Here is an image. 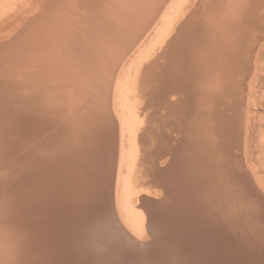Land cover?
Wrapping results in <instances>:
<instances>
[{
    "label": "bare ground",
    "instance_id": "6f19581e",
    "mask_svg": "<svg viewBox=\"0 0 264 264\" xmlns=\"http://www.w3.org/2000/svg\"><path fill=\"white\" fill-rule=\"evenodd\" d=\"M196 1L95 0L83 21L75 28L71 23L63 26L71 28L60 37L39 24L29 28L24 38H15L8 48L3 46L10 53L5 51L0 56L2 64L17 58L20 66L34 63L30 53H23L28 46L29 52L46 56L49 61L47 68L36 69L46 84L35 89L27 105L31 114L20 130L30 137L52 124V133L39 140L33 152L32 146L28 147L27 152L35 154L28 156L25 166L28 175L34 172L30 181L41 189H36L37 205H46L41 196L45 191L61 189L57 192L61 196L52 208L43 210L45 213L31 205L24 215L12 208L0 213L5 215L0 218V244L4 247L0 249V264H46L49 261L44 263L41 251L48 247L44 244L49 242L50 233L49 238L55 241L53 252L48 248V253L54 254L56 261L74 253L76 264H237V255H243L244 264H249L247 252L252 250L253 241L251 244L248 239L240 252L237 249L249 238L248 232L241 243L244 237L233 234L236 224L221 217L226 210L227 217L235 215L234 208L240 204L238 191L245 198L241 201L258 202V218L264 215V193L250 171H242L236 149L247 134L244 115L239 111L257 94L253 78L246 80V75L255 70L249 39L256 27L253 14H259L258 7L255 13L252 9L261 1L225 0L228 9L220 12L216 8L206 14L200 31L191 19ZM242 1L254 3L246 7ZM56 15L58 24L63 16ZM158 25L164 30L159 32ZM7 70H2V76ZM157 74L162 94L179 92L181 109L187 114L180 130L182 142L174 149L155 131L157 97L152 95L149 81ZM17 86L20 91L12 87L9 94H2L3 108L9 110L16 98H24V85ZM178 100L176 105L180 104ZM10 112L0 114V122L6 127ZM0 134L5 138L12 133L8 130ZM213 153L215 160L211 162L218 163L208 170L214 171L209 172L211 179H217L211 188L203 189L211 181L210 176L203 178L207 173L204 163L208 160L209 164ZM168 156L170 159H165ZM246 175L250 189L244 180ZM260 186L264 187L262 183ZM30 189L25 194L29 200L33 196ZM197 189L202 193L200 201ZM208 190L211 196L218 192V198L205 199L203 194ZM220 193L224 201L217 207ZM48 212L55 218L56 225L51 229L53 216ZM205 227L211 235L206 239ZM62 261L52 264L70 263Z\"/></svg>",
    "mask_w": 264,
    "mask_h": 264
},
{
    "label": "rangeland",
    "instance_id": "374dc122",
    "mask_svg": "<svg viewBox=\"0 0 264 264\" xmlns=\"http://www.w3.org/2000/svg\"><path fill=\"white\" fill-rule=\"evenodd\" d=\"M94 1L95 0H0V56L3 53H5V51H6V54L10 53V52H8V49L5 50V48H8L10 43L13 42V40L15 38L18 39V37H20V36L22 38H24V36H25L24 34L27 33L26 31L29 32L30 29H32L33 27H35L39 24H42V25L44 24L43 26L47 27L46 30L47 29L51 30L52 32H54L55 36L56 35L57 36L63 35L64 34L63 31H67L68 29H70L71 27L70 28H68V27L64 28L63 27L65 25H69L70 23H71V25L73 24L72 27L75 28L77 26V25H75L77 22L83 21L84 17L86 16V13L88 11H90L91 6L94 5ZM98 1H101V0H98ZM260 1L261 2H259V3L258 2L254 3L253 1L246 3V2L242 1L243 5H244V3H246L245 4L246 7H248L249 4H250L249 7H251L253 3L255 5L258 3L257 6L254 5L255 7L253 6V9H252L255 13V11H257L255 8L258 7V11H259L258 13L259 14L258 15L253 14L255 20L253 17H252V19L255 21L256 27L252 33L253 35L251 36L252 40L249 39V41L251 42L250 48L252 49V52L250 55L251 63L254 66L255 70L253 69V71L250 74H247L248 76L246 75V80L253 78V86H254V89L256 90L255 93H257V94H255V96L252 99V101L250 102L249 106H248L249 103L248 104L245 103V106L242 110L243 112L239 111L241 116L244 115V116H242V118L245 120H243V119L242 120L244 122V126L246 125L245 128H246L247 134L245 135V138L241 142L239 147L236 149L238 152L237 158H238L239 164L241 165L240 167H241L242 171H244V170L245 171L247 170V172L250 171L249 173L255 178V181L258 185L259 190L264 193V187L262 188L260 186L261 183L264 186V37H263L264 36V17H263V15H264V11H263L264 10L263 9L264 1L263 0H260ZM206 3H208V4H206ZM224 3H226L225 0H223V1L222 0H197L195 2V4L192 5V11H191V15L194 14V16H192V18H191L192 21H194L193 26L197 27V30H199V31L202 30L203 24H205V22H206V20H205L206 14H209L210 12H212L216 8H220L219 9L220 12H223L224 10L228 9L227 8L228 5H226L227 3L226 4H224ZM261 3H262L263 7L261 5H259ZM96 4H98V2ZM210 4H211V7H210ZM207 5H209L208 7H210V8L207 7L208 8L207 9L206 8ZM60 13H61V16H63V17H61V21H60V23H62V24H60V23L57 24V23H55V22H57L55 19V16H57L56 14H60ZM168 16L169 15H167V17ZM42 22H45V23H42ZM157 29L158 30L160 29L159 30V32H160V31L164 30V26L160 27V25H158ZM257 32H258V34H257ZM77 34H76V36H77ZM152 36H153V33H151L148 40ZM253 37L255 38V40L253 39ZM2 44H4V45H2ZM5 45H8V46L6 47ZM150 45H148V46H150ZM3 46H5V48H3ZM58 48L59 47L56 46V50ZM141 49L142 48H140V50ZM29 50H30V48L28 46V48L24 49L23 53H24V55H28L30 53L28 55L30 57L29 59L33 60L34 63L33 62L29 63V64L26 63L27 65H23L24 68H23V66H20V65H22L19 61L20 58L19 59L18 58L13 59V60L11 59L9 62L6 60L3 64L0 62V69L2 68V70L3 69L5 70L6 68H8L7 72L3 73L4 74L3 76H2V70H0V114L3 116H6L9 111H12V112H10L11 113L10 119L12 121L9 120L7 127L5 125H2V122H0V133L2 131H3V133H5L8 130L12 133L11 135L7 134L5 138H2L1 137L2 134H0V193L2 192L1 193L2 195H0V197H1L0 213L1 212L3 213V211L6 208H8V210L9 209L11 210V208H12L13 212L18 213L19 215H24V212L27 213L28 206H30V205H31V207L36 206V208H39L40 213H45L43 210L46 208H52V205L61 196V194L60 195L58 194V193H61V189H59L60 191L57 190L56 192H52L51 190L45 191V192H43L44 194H41V196H43V200L45 201L44 204H46V205L45 206L37 205L36 202L38 200L35 199V196L36 195L39 196V194H37L38 189H37L36 185H34L36 182L32 183V181H30L31 180L30 178H33V176H34V172L31 173V171H30V174L28 175L29 172L27 173V169L25 166L26 161L29 158L28 156L29 155L32 156V154H35V153L31 154V152H27L28 147L32 146L31 151L33 152L34 147H36V145H37V142L39 140L43 139L46 135L52 133V130H51L52 124L49 125L45 131L39 130L38 135L36 134L35 136H30V137H28L26 135V133H28V132H23V130H20L22 128V126L25 125V123L27 122L28 116L31 114L29 112L28 106L30 103V99L35 96L34 95L35 89H37L39 87V85L46 84L43 77H38V75L36 74V69L42 70L43 68H47L49 66V64H48L49 61L46 58V56H41V54H38L37 52H36L37 54L29 52ZM257 50H258V52H257ZM18 52L19 51H16L15 53L18 54ZM52 52H55V47H53ZM259 54H260V56H259ZM12 56H14V55H12ZM45 58L47 61L45 60ZM257 58H258V60H257ZM132 60H134V59H132ZM24 62H25V57H24ZM50 62H51V64H53V66H55L54 65L56 63L55 60L51 59ZM160 62L163 63V60L161 59ZM17 66H20V67L17 68ZM160 71H161V68H160ZM156 76H157V78H153V76H152L151 77L152 79L150 78V81H149L150 86L153 90L152 95L156 94L155 96L157 97V101H158V103L156 101V105L154 107V110L156 113V118H157V119L156 118L154 119V123H155L154 126L157 127L155 131H157L156 134H158V136L161 138L162 141L165 140V141H163L164 144L169 143L170 148L174 149V148H176L174 146H177L178 144H181V142H182L183 132L181 133L180 130L182 129L181 125H182V122H184L183 120L185 118V115L187 116V114H185L183 112V110L181 109L182 108V106H181L182 105L181 94L179 92H176V91H175V93L169 92V94H167V95H166V93L162 94L163 89H162L160 77L158 76V74ZM48 82L50 83L51 80L49 79ZM157 82H158V84H157ZM17 85H21V86L24 85V98L21 100H20V98H16V101H13V103H10L9 110L7 107L3 108L2 107V105H3L2 94L5 92L9 94V92L12 90V87H14L15 91H17V90L20 91V89H18L20 86L18 87ZM154 92H156V93H154ZM170 93H171V95H170ZM164 95H166V96H164ZM170 96H171V98H170ZM180 96H181V98H180ZM178 99H180V100H178ZM35 100H36V98H34V101ZM162 100H164V101H162ZM177 100H178V103H180L179 104L180 106L176 105ZM22 101H24V102H22ZM173 102H175V103H173ZM253 103H254V105H253ZM16 104H17V106H16ZM19 104H21V105H19ZM164 105L166 107H164ZM252 106H253V108H252ZM16 107H17V109H16ZM23 107H24V109H23ZM174 107L175 108L178 107V110L174 109ZM168 109L170 110V113L168 112L169 111ZM173 110H174V112H173ZM245 111H246V114H245ZM249 111H250V114H249ZM117 112H116L117 114L121 115L120 111L117 110ZM159 113H160V116H159ZM253 113H255L256 115ZM175 115H177V117ZM138 116H139V112H138ZM248 118H249V120H248ZM172 119L175 121L177 120V121L176 122L174 121V123H173V121H171ZM121 120H120V123H122V126L124 127V125H125L123 123L124 121L123 120L121 121ZM159 123H162L161 125H163V126H160ZM170 124H172V125H170ZM177 124H178V126H177ZM1 125H2V127H1ZM14 126L16 127V130H18L19 132L14 129ZM8 127H9V129H8ZM17 127L19 129H17ZM177 127H179V129H177ZM4 128H6V131ZM172 128H175V129H172ZM247 129L249 130L251 135L248 134L249 132ZM20 134H22V136ZM247 137H249V138H247ZM162 138H164V139H162ZM168 139H170L172 141H169ZM246 139H247V143H246ZM170 144H172L173 147ZM246 146L248 148H246ZM215 148H216V146H215ZM215 155L213 153V157L209 161V164H208V160L206 161V163H204V170L205 171L207 170V173L210 172L212 174V172H214L212 170L215 169V167H216L215 164L218 163V160L215 161L216 163H214V164L211 161H213V158L215 160V157H214ZM246 157L248 159H246ZM30 158H32V157H30ZM167 158L170 159V156L166 157L165 159H167ZM252 161H253V163H251ZM213 165H215V167ZM211 167H212V170H208V168L211 169ZM207 173L203 174L205 176L202 175L203 178L210 176L209 179L212 182L208 181V183L205 184V186H203V189L208 188L209 186L211 188L214 185L213 180L216 178V176H215V177H213V179H211L212 175H210V173L207 175ZM219 178L222 179L223 175H221ZM26 182H29V183H26ZM211 184H212V186H211ZM28 185H33L35 187V188H33V186H32L33 189L30 186L28 187L29 189L31 188L30 190L33 192V196H32V198H30V200H29V198H25V196H26L25 194L27 193V190H28V188H27ZM65 189H63L62 193H65V191H66ZM151 190L149 192H151ZM5 191H6V193L3 194ZM38 191L41 192V189H39ZM196 194L198 196L197 201H199V199L201 198L200 195H202V193L197 189ZM22 196H24V197H22ZM161 196H163V195H161ZM161 196H159V197L153 196V197L160 198ZM220 196L222 197L221 193H220ZM236 196L238 199H240V204L238 203L237 208L236 207L234 208L236 210L233 211V212H235L234 214L236 216L234 215L232 218L227 217V214L229 211L227 212V210H226V212H224L225 215H223L224 217H221V218H222V220H224L223 218H225V220L227 219V221L229 220L233 224H236L235 225L236 227L234 226L233 228L235 229V232H239V233L233 232V234H235V235L240 234V236L238 235V238H241V235H242V237L246 236V233L247 232L249 233V231H250V233H249L250 236L252 234H254L250 237V236H248V233H247L246 237H249V238H246V237H244V239L241 238V240H239L241 243L245 240V238H246V240L243 242V244H240L237 247V249H238V252H240L242 250L243 246L245 244H248V241H250L248 239H251V242H249V243L252 244V241H253L251 248H252V250H254L256 257H250L252 259V261L251 260L250 261L254 262V263H257V262L260 263L261 260H263V258H264V254H263L264 253V220L259 221V218H257V216H258V214H257L258 212H256L257 209H254V208L251 209V216H249V214L246 216H243V213H246V211H247L248 204H251V203L247 202L248 203L247 204L246 200H242L245 202L244 206H243V202L241 201V199L244 198L243 195L240 194V192L238 191ZM203 197L205 199H207V198L211 199L212 196H211L210 191L209 190L206 191L203 194ZM3 198H4V200L10 199L13 202H11L10 200L4 201ZM13 199H15V201ZM131 205H134V202L132 203V200H131ZM47 206H50V207H47ZM50 211H51V209L49 210V212ZM212 211H215V209ZM49 214H50V217L53 216L51 213H49ZM33 215H35V212H33ZM232 215H233V213H232ZM4 216L5 215H2V216H0V218H5ZM125 217H126V219L129 220V221L128 220L127 221L130 223L131 220L129 217V212L126 214ZM7 218H8V216H7ZM212 218L213 217H211L210 219H212ZM54 219L55 218L53 216L50 219V221L52 220V222L49 221L50 229L54 228L56 225ZM233 220H235V221H233ZM241 221H243V223ZM53 223H54V225L52 226ZM238 223L242 226H240ZM226 226H229V225H226ZM252 226H254V228ZM223 229L221 228V230H223ZM205 231L206 232L204 235L206 237H204V238L206 239L207 236H211V235L209 234V231H207V227H205ZM221 233H223V232H221ZM50 234L48 235V238H47L49 242L44 244L48 247L44 246V248H42L43 251H45L46 249L49 248L53 252V249H52L53 243H54L53 241H55V240L52 237L49 238V236H51ZM149 236L150 235H148V238H149ZM226 236H227L226 238H230V236H228L227 234H226ZM37 237H40V234H38ZM252 239H254V240H252ZM237 243H238V241H237ZM2 247H3V245L0 244V249L4 248V247L3 248ZM49 249L45 253H42L43 251H41V256H45V257H42V258H44L43 259L45 261L44 263L49 261L46 264H49V263L52 264V263L58 262V261L61 262V259L63 260L62 261L63 263L64 262L65 263H68V262L72 263L73 257L75 258V256H74L75 254L72 253V257H70L69 255H68L69 257L63 256L62 258H60V260L58 259L56 261V260H54V258H55L54 254L51 253L52 255H49L50 254V252L48 253ZM39 252H40V249H39ZM258 254H260V255H258ZM48 255H49V257H46ZM38 258H39V260L41 259L40 256ZM70 258H71V260H70ZM10 259H12V258H10ZM10 259H8V260H10ZM253 259H256V260H253ZM18 260H20V259H17V261ZM14 261H15V259H14Z\"/></svg>",
    "mask_w": 264,
    "mask_h": 264
},
{
    "label": "water",
    "instance_id": "95a60500",
    "mask_svg": "<svg viewBox=\"0 0 264 264\" xmlns=\"http://www.w3.org/2000/svg\"><path fill=\"white\" fill-rule=\"evenodd\" d=\"M245 177V176H244ZM243 177V178H244ZM244 180H245V182H246V184H247V188H249L250 189V186L248 185V180H250L249 178H248V176L246 175V177L244 178ZM220 189H218L217 191H219ZM220 192V191H219ZM261 192V191H260ZM264 195V194H263ZM263 195H260V197L262 198V196ZM218 196H219V193L217 192V196H216V194L215 195H213L212 196V198H218ZM251 197H253V196H251ZM197 198H198V196H197ZM198 200V199H197ZM201 200V198L199 199V201ZM219 200H221V203H217L216 201V205H217V207L219 206H221L222 205V202L224 201V197H222V198H220ZM219 200H217V201H219ZM256 200V199H255ZM260 200V199H259ZM213 201V200H212ZM247 202H250L251 204H248ZM257 202V201H256ZM262 202V201H261ZM244 201H243V206H244ZM246 203L248 204V206H247V211L249 210V212H247L246 211V213H243V216H246V215H248L249 214V216H251V209L252 208H254V209H257L258 210V208H259V205H258V202L255 204L254 203V205H253V201L252 200H250V199H246ZM246 204V205H247ZM229 205H234V203H232V204H229ZM259 221L260 220H264V215L262 214V215H259ZM257 218H258V216H257ZM242 223H243V221H241ZM253 228H254V226H252ZM203 237H204V234H203ZM252 249V248H251ZM247 253H249V257H256V254H255V252H254V250H250L249 252H247ZM262 254V253H261ZM264 254V253H263ZM245 255V254H244ZM258 255H260V254H258ZM257 255V256H258ZM251 259V258H250ZM250 259H248L247 260V262H249V264H264V258H263V260H261V262L259 263V262H257V263H254V262H251L250 261ZM75 260V259H74ZM253 260H256V259H253ZM74 262V264H76V261H73ZM235 263H237V264H244V263H246L245 261H244V256L243 255H237V259L235 260ZM68 264H73V263H68Z\"/></svg>",
    "mask_w": 264,
    "mask_h": 264
}]
</instances>
